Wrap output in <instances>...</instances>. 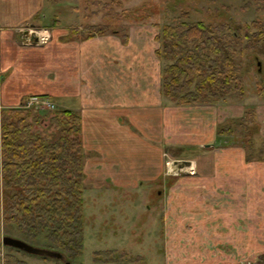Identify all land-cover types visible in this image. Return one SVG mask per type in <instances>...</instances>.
<instances>
[{
    "label": "crops",
    "instance_id": "obj_1",
    "mask_svg": "<svg viewBox=\"0 0 264 264\" xmlns=\"http://www.w3.org/2000/svg\"><path fill=\"white\" fill-rule=\"evenodd\" d=\"M45 4L46 0H0V109L36 98L76 113L85 154V191L147 190L162 200V191L177 188L176 202L181 204L192 199L197 190L193 187L218 189L229 193L222 201L226 225L255 223L254 236L262 237L264 160L249 155L264 144V102L176 106L160 93L155 27L156 33L143 26L144 31L74 38L71 29L84 27L42 25ZM84 19L93 22L88 26H98L86 14ZM31 26L49 32L45 46L26 45L22 33ZM250 109L258 127L255 150L231 142L238 136L231 143L224 135L223 140L216 136L218 125L230 127ZM227 137L232 138L228 133ZM185 156L196 177L184 169L172 182L169 178L170 186L168 162Z\"/></svg>",
    "mask_w": 264,
    "mask_h": 264
},
{
    "label": "trees",
    "instance_id": "obj_2",
    "mask_svg": "<svg viewBox=\"0 0 264 264\" xmlns=\"http://www.w3.org/2000/svg\"><path fill=\"white\" fill-rule=\"evenodd\" d=\"M126 1L85 0L84 11L87 18L101 13L124 17L130 12L122 9ZM249 4L260 6L259 11L264 8V0ZM154 27L162 97L176 106L243 100L241 59L247 51L264 56V23L254 21L245 28L210 26L185 18ZM118 31L98 25L71 29L70 34L87 40ZM256 92L264 100V86ZM29 100L0 113V234L3 229L5 236L57 251L72 264L83 248L86 185L81 120L76 113L56 107L48 112L25 109ZM237 123L250 150L258 132L254 110L246 111ZM227 129L221 128L218 136L226 135ZM263 155L264 144L257 158L264 160Z\"/></svg>",
    "mask_w": 264,
    "mask_h": 264
},
{
    "label": "rangeland",
    "instance_id": "obj_3",
    "mask_svg": "<svg viewBox=\"0 0 264 264\" xmlns=\"http://www.w3.org/2000/svg\"><path fill=\"white\" fill-rule=\"evenodd\" d=\"M84 1L46 0L41 12V15L46 16L42 25L49 28L58 22L59 28L66 30L88 26L93 22L84 19ZM248 3L249 0H127L122 9L130 12L124 17L101 13L92 18L98 25H110L123 33L137 29L144 31L143 26L156 33L155 23L162 26L178 19L185 21V18L189 22L210 26L236 24L245 28L254 21L264 23V8L259 11L260 6H246ZM123 10H116V13ZM241 69L244 79V97L241 102L246 106L264 102L256 92L257 87L264 86V56L247 51L241 59ZM61 106L57 103L56 110H63ZM25 109L37 108L31 105L25 106ZM37 110L48 112L41 108ZM220 129L218 125L216 136ZM226 129V143L237 142L246 148L247 138L237 122L226 126ZM227 133L232 138L227 137ZM235 136L238 138L232 140ZM254 147L250 150H255ZM257 153L249 154L256 158ZM180 158L192 162L189 157ZM187 173L189 177H196L192 169L190 171L187 168ZM169 178L171 182L174 179L168 176V182ZM193 188L197 190L192 199L181 204L176 202L177 188H167L165 193L162 191L165 198L162 200L147 190L128 194L86 190L83 195V248L79 258L72 264H264V235L254 236L255 223L234 221L230 226L224 222L222 215L225 207L222 201L226 200L223 196L229 193L218 189L210 191L207 187ZM244 194L243 198L247 195ZM162 216L165 217L164 223ZM2 237H5L3 229L0 245ZM33 246L41 248L36 244ZM0 264L64 262L16 253L1 245Z\"/></svg>",
    "mask_w": 264,
    "mask_h": 264
},
{
    "label": "water",
    "instance_id": "obj_4",
    "mask_svg": "<svg viewBox=\"0 0 264 264\" xmlns=\"http://www.w3.org/2000/svg\"><path fill=\"white\" fill-rule=\"evenodd\" d=\"M34 28L35 27L31 26L29 29L25 30L22 33V36L26 40L27 46L35 47L38 45V39L33 31ZM190 167H191L190 161H185V160L171 161L168 165V175L172 177L178 176L182 170ZM1 245L2 247L12 248L27 255L37 256L40 258L51 259L59 262H64V264H69L68 262L65 261V257L59 252L37 248L19 239L12 238L9 236H5L1 238Z\"/></svg>",
    "mask_w": 264,
    "mask_h": 264
},
{
    "label": "built area",
    "instance_id": "obj_5",
    "mask_svg": "<svg viewBox=\"0 0 264 264\" xmlns=\"http://www.w3.org/2000/svg\"><path fill=\"white\" fill-rule=\"evenodd\" d=\"M37 39H38V45L39 46H44L46 45L49 40H50V34L48 31L46 30H35L34 31ZM31 105H33V107L37 108V109H46V110H50V111H53L55 106L48 102V101H45V100H38L36 98H31L27 104H26V108L27 107H30Z\"/></svg>",
    "mask_w": 264,
    "mask_h": 264
}]
</instances>
